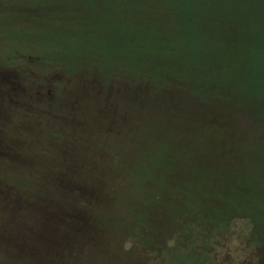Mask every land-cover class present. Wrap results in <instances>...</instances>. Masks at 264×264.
<instances>
[{"label":"rangeland","instance_id":"rangeland-1","mask_svg":"<svg viewBox=\"0 0 264 264\" xmlns=\"http://www.w3.org/2000/svg\"><path fill=\"white\" fill-rule=\"evenodd\" d=\"M197 1L76 0L75 4L69 5L70 12L76 6L74 15L76 20L83 18V25L76 27L54 22L50 30L55 35L49 33L43 38L44 34H41L42 38L35 37L36 41L0 27V82L5 79V84L0 87V117L7 123L1 139L18 143L17 157L9 154L0 160V188L15 190L18 196L10 197L19 201L14 207L13 201L7 197L0 198V264H20L18 256L27 258V251L22 252L19 243L29 246L31 234L35 237V230L38 227L42 230L44 221L52 222L51 234L56 231L54 226L64 207L63 198L65 209L72 208L71 195L66 192L64 195L63 189H49L44 183L48 179L52 181V177L47 176L49 172L54 176L58 168L67 171L66 181L71 187L72 182L83 185L93 181L96 185H92L93 189H86L94 202L89 200L82 208L83 228L77 234L80 240L71 245L77 255L57 253L50 264H143L145 259L148 264H162V251L177 245L176 239H170L172 224L166 219L168 215L160 207L156 213L155 198L143 196L156 190L160 181L152 186L149 178L147 184H139L130 171L137 163V148H142L143 142L152 144V136L169 141L166 133L168 120L177 121L180 117L189 120V125L193 124L196 119L187 116L186 105L189 101L194 102V98L181 95L178 89L172 90L178 103L173 105L172 111L164 104L167 113L156 117L150 111V105L154 103L151 98L130 97V85L117 87L108 81L107 85L98 83L97 88L89 77L100 76L102 82L103 72H110L109 80L112 81L119 77L117 72L131 70L130 63L126 68L120 66L123 56L116 48L108 49L104 45L117 43L120 34L125 40L133 36L132 27L127 28L123 22L134 15L131 18L141 21L156 22L152 17L159 18L157 27L164 29L162 33L169 32L172 27L173 41L167 43L162 39L164 42L157 44L159 52H153L160 60L165 58V46L172 57L177 55L178 47H184V43L190 40H196V48L191 55L197 57L198 45L206 39L214 48L205 55H215L222 61L216 74L225 75L226 64H230L234 72L246 74L245 82L249 84L254 73L264 72V52H261L264 48V0H233L232 3L228 0H206L207 6ZM189 18L191 22H188ZM233 25L237 31L241 30L240 43L227 36V28ZM46 29L49 30V26ZM246 30L250 36L246 35ZM25 33L32 36L34 32ZM240 60H244V67H239ZM254 64L259 67L251 69ZM194 67L195 75L201 73L199 63ZM171 68L177 72L175 66ZM247 91L253 93L255 89L251 87ZM245 104L247 109H256L264 102L259 97H248ZM245 114H239V122L233 125L237 132L226 137L215 133L229 146L225 154L220 151V145L213 147L207 142L215 136L213 133L202 135L199 150L190 149L214 153L206 163L208 168L218 162L238 167L237 156H243L240 171L247 176V181L243 177L241 179L244 190L241 193L225 190L227 203L223 209L229 222L225 231H210L209 234H220L219 239L222 238L230 249V255L226 250L218 251L219 260L229 257L232 262L252 264L250 261H256L251 256L253 247L264 235V216L261 213V205L264 204V119H254ZM154 117L155 120L162 119L155 127L151 122ZM183 132V135L175 133V137L187 143L193 135L188 129ZM196 140L194 137L192 141ZM218 150L219 155H216ZM202 156H197L199 161ZM203 159L206 160V156ZM253 159L256 163L251 164ZM146 161L141 165L143 169L151 170L153 175L166 160L151 157ZM196 169L193 168L194 171ZM86 172L89 176L83 174ZM248 175L252 182H249ZM35 181L43 184H32ZM199 201L201 204L193 200L178 204L201 219L211 216L209 210L217 207L212 196L204 195ZM149 205H153L149 222L155 226V219H161L157 222L158 227H162L158 238L163 246L145 244V235L134 218L139 211L149 209ZM218 206L223 205L218 203ZM159 209L161 211L158 212ZM179 214L181 219L173 227L182 226L188 219ZM163 217L165 219L162 220ZM41 233L47 236V232L42 230ZM45 236H38L37 242L46 247ZM185 242L182 238L180 249ZM189 245L188 241L186 247ZM208 261L213 262V256ZM178 264H182L181 260Z\"/></svg>","mask_w":264,"mask_h":264},{"label":"trees","instance_id":"trees-1","mask_svg":"<svg viewBox=\"0 0 264 264\" xmlns=\"http://www.w3.org/2000/svg\"><path fill=\"white\" fill-rule=\"evenodd\" d=\"M228 1L230 3L233 2V0ZM75 2L76 0H0V27L6 28L9 32L17 33L21 37L24 35L28 40L32 41H36L37 38L35 37L42 38L41 34H44L43 38L48 36L49 33L55 35L50 30L54 22L59 21L65 23L67 26L72 25L76 27L83 25V18L76 20V16L74 15L77 12V7L75 6L73 12H70L71 7L69 5L75 4ZM197 3L205 6L209 5L206 0H199ZM220 3L221 5L223 4L221 1ZM131 17L135 16H130V20L124 21L123 24L127 28L132 27L133 36L125 40L124 36L120 34V40L117 43L111 44L109 42L104 45L108 49L116 48L120 55L123 56L120 66L126 68L128 63H130L131 70L117 72L119 77L112 81L109 80L110 72H103L102 82L100 81V76L89 77L93 86L97 87L98 83L107 85L108 81L112 82V85L116 84L117 87L130 85V97H138V99L143 100L151 98L154 103L150 105L151 110H149L155 113L156 117L167 113L165 112L164 104L170 106L169 108L172 111L173 105L178 103V98L176 99L172 90L178 89L181 91V95L192 96L194 98V102L189 101L186 105L188 107L186 111L187 116L196 119L193 124L189 125V120L185 121L180 117L177 118V121L174 119L168 120L166 122V133L169 135V141L155 139L156 137L152 136V144L147 145V143L143 142L140 145L142 148H137V163L130 171L134 181L139 184H147V179L149 178L152 179V186L159 181L161 183L159 186H156L157 189L153 192L143 194L145 198H155L154 205L157 208L154 207V209L156 213L160 207L163 213L168 215L166 219H169V222L172 224L169 230L170 239L174 238L177 241L176 246L162 251L164 255L160 262L162 264H178L181 260L182 264H243L235 261L232 262L229 257L219 260L218 251L226 250V254L230 255V249H227L226 245L222 242V238L219 239L220 234H209L210 231H214L215 233L225 231L229 222V217L225 216L227 212L223 209L227 203L225 199L226 195L224 196L225 190L229 192L237 190L238 193L244 190L241 179L243 177L244 181H247V176L244 173L241 174L240 171L241 166H243L241 164L243 156L240 154L237 156L238 167H230L222 162H218L208 168L206 163L214 153H210L211 151L209 150L194 151L192 149L199 150L198 147L203 140L202 135L205 137L213 133L215 136L208 139L207 142H210L213 147H219L220 145V151L225 154L229 146L224 139L218 138L215 133L226 137V135L237 132L233 125L239 122L238 115L245 114V112L251 118L256 119L258 117L264 119V104L256 109H247L245 104V99L248 97H259L264 102V72L259 71L254 73L249 80V84L245 82L246 74L243 71L234 72L230 64H226L227 73L225 75L216 74V70L222 64V61L215 55H205V52L208 53V51L214 48V45L208 43L206 39L198 45L196 51L199 52V55L197 57L191 55L195 51L196 40H190L184 43V47H178L175 51L177 55H173L172 57L168 47L165 46L163 48L165 58L164 60H160V57L154 56L153 52H159L157 44L158 42H164L162 39H165L167 43L173 41L172 27H170L171 30L169 32L162 33L164 29L157 27L159 18L152 17V19L157 20L154 22L149 20L141 21L138 18ZM192 19L195 21L194 18ZM188 22H191L190 18ZM47 26H49V30L46 29ZM157 29L158 32L156 31ZM26 31H33L34 33L31 36L26 34ZM227 31L229 32L227 34L228 38L240 43L242 37L240 29L237 31L233 25L227 28ZM20 32L23 34H20ZM249 33L246 30V35H249ZM212 34L215 35V32ZM191 37L193 38L194 36L191 35ZM261 52H264V48H262ZM38 60L41 59L39 58ZM197 63L201 65V73L197 72L195 75L194 70L196 69L194 66ZM238 63L239 67H244V60H240ZM104 66L108 65L104 64ZM172 66L176 67V73L171 68ZM258 67V64H254L251 69ZM4 84L5 79L2 78L0 87ZM251 87H254L255 92L247 91ZM1 94L2 92H0V96ZM184 116L186 117L185 114ZM154 120L155 117L151 121L154 127L162 121V119ZM6 125L5 118L0 117V160L3 159L4 155L9 154H13L12 157H17L15 156V151L18 148L16 147L18 143L1 139L4 136V133L1 132L7 130L4 128ZM186 129L193 136L187 143L180 142L175 137V133L183 135V131ZM194 137H197L196 141H192ZM198 155H204L200 158V161L197 157ZM216 155H219V150L216 152ZM205 156L206 160L203 159ZM151 157L152 159L157 157L160 160H166L153 175L150 173L151 170L143 169L141 165ZM233 157L235 158V156ZM141 160L142 162H140ZM254 163H256V159H253L251 162V164ZM194 167H197L195 171L193 170ZM74 172L76 173V170ZM83 174L89 176L88 172ZM66 175L67 171L65 169L58 168L54 176L52 172H49L47 176L48 178L52 177V181L44 179V183H46V187L49 189L56 188L57 191L63 189L62 193L64 195L65 192L68 196L71 195L70 203L72 208L69 210L65 209V198H63L64 207L61 209V215L56 219L57 222L54 226L56 231H53L51 234L49 231L51 230V226H53L52 222L44 221L41 229L47 232V236L41 233L42 230L38 227L35 230V237L31 234L29 246L19 243L20 250L22 252L24 250L27 251L28 255L26 256L27 258L18 256L20 264H50L53 257L61 252L71 254L72 256L77 255L76 251L71 248V245L75 244V241L80 240L77 234L83 228V206H87L89 200L94 202V199L86 193V189H93L92 185L96 184L91 180L92 184L83 183V185L72 182L71 187L66 181ZM40 178L44 177L41 176ZM231 180L233 181L231 182ZM248 180L252 182L250 175H248ZM24 184L26 183L22 185ZM32 184L40 186L43 183L39 184V182L35 181ZM0 191H2L0 192V198L7 197L8 200L13 201L14 207L16 206V202L19 203V201H16V197H10V195H17L15 190L5 187L3 190L0 188ZM50 192L55 194L52 190ZM262 192H264V184H262ZM204 195L212 196L217 207L211 208L209 211L212 215L203 219L195 213L191 214V211L187 209L186 213L184 207L178 204L188 200L201 204L199 199L203 198ZM218 203L223 206H218ZM151 206L153 205L147 206L150 207L147 210L143 209L139 211L134 218L145 235L143 237L145 244L163 246L158 238L162 227H158L157 222L161 219L158 217L155 219V226L149 222V215L153 212V207ZM261 206V213L264 216V204ZM17 208H19V204H17ZM159 211L161 210L159 209ZM179 213H182L188 219L181 224L182 226L173 227L176 224L175 222H179L181 219ZM231 219L232 217L230 221ZM191 221L193 222L190 223ZM181 232L182 236L180 235ZM165 233L167 234V232ZM1 235L6 237L3 233ZM41 235L46 238V247L42 243L37 242ZM182 238L186 242L180 249L179 245ZM170 239H167V241ZM188 241L190 245L187 248L186 244ZM253 248L254 253L251 256H254L256 261H250V263L264 264V235L259 237L258 245ZM44 249L45 255H43ZM212 256L214 261L209 262L208 260ZM143 264H148L147 259L144 260Z\"/></svg>","mask_w":264,"mask_h":264}]
</instances>
